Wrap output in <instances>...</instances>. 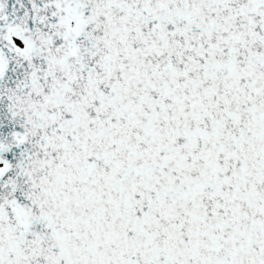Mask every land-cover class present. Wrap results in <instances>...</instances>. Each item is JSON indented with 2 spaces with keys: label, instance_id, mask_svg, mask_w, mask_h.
I'll return each mask as SVG.
<instances>
[{
  "label": "snow or ice",
  "instance_id": "obj_1",
  "mask_svg": "<svg viewBox=\"0 0 264 264\" xmlns=\"http://www.w3.org/2000/svg\"><path fill=\"white\" fill-rule=\"evenodd\" d=\"M0 264H264V0H0Z\"/></svg>",
  "mask_w": 264,
  "mask_h": 264
}]
</instances>
